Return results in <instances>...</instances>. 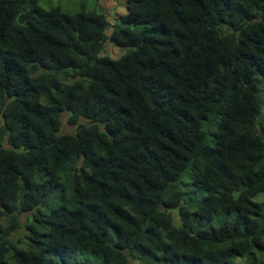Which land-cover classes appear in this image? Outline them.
<instances>
[{"label":"trees","instance_id":"trees-1","mask_svg":"<svg viewBox=\"0 0 264 264\" xmlns=\"http://www.w3.org/2000/svg\"><path fill=\"white\" fill-rule=\"evenodd\" d=\"M125 9L0 0V264H264V0Z\"/></svg>","mask_w":264,"mask_h":264},{"label":"rangeland","instance_id":"rangeland-1","mask_svg":"<svg viewBox=\"0 0 264 264\" xmlns=\"http://www.w3.org/2000/svg\"><path fill=\"white\" fill-rule=\"evenodd\" d=\"M37 4L42 8H49L51 6H58L61 10L66 12H73L82 6V9L89 10L94 9L97 12H102L106 19L108 20V26L105 29V33L109 34L111 30L112 23L117 22L122 24L120 16L126 12L125 0H37ZM131 28L145 29L147 26L143 23L130 24ZM125 47L117 46L112 44L110 41L106 40L103 42L99 55H106L110 58L119 57L124 51ZM84 121V119H80ZM73 130V125L70 126L62 117L61 131L71 132ZM264 196V192H259L252 198L259 200ZM128 264H142L138 261H131Z\"/></svg>","mask_w":264,"mask_h":264}]
</instances>
